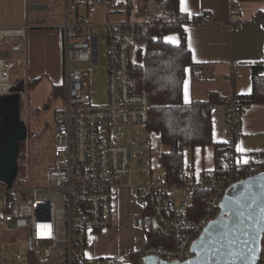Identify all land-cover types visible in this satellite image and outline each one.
Masks as SVG:
<instances>
[{
	"label": "built area",
	"instance_id": "obj_1",
	"mask_svg": "<svg viewBox=\"0 0 264 264\" xmlns=\"http://www.w3.org/2000/svg\"><path fill=\"white\" fill-rule=\"evenodd\" d=\"M64 35L67 77L64 109L56 119L54 162L39 185H0V229L9 224L24 230L39 264H126L117 258L88 260L84 244L91 233L109 228L114 218V193L129 187L143 205L137 224L148 221L153 241L136 253V264L150 257L184 262L195 257L193 245L207 225L223 210V201L233 186L263 171L259 161L243 164L237 159L236 140L248 105L234 98L225 105L228 137L220 155L217 174L195 170L183 173L182 183H170L164 167L154 172L152 137L149 129L151 101L146 90L136 92L132 68L140 63L146 46L138 40V23L110 22L109 11L128 9L130 0H64ZM100 6L108 31V103L94 108L88 93V72L72 63L98 65V36L90 16L81 10ZM231 23L240 9L232 3ZM186 23L208 22L209 14L190 17ZM28 26L1 28L0 49L24 44ZM18 67L0 56V97L8 96L22 80L12 81ZM195 75L203 76L198 70ZM23 95L21 104H23ZM214 105H211L212 110ZM29 111L21 109L28 124ZM161 164V163H160ZM205 195L204 210L194 207V195ZM144 216L145 218H142ZM20 261L21 253L15 257ZM264 262V235L261 244ZM260 262V263H261Z\"/></svg>",
	"mask_w": 264,
	"mask_h": 264
},
{
	"label": "crops",
	"instance_id": "obj_2",
	"mask_svg": "<svg viewBox=\"0 0 264 264\" xmlns=\"http://www.w3.org/2000/svg\"><path fill=\"white\" fill-rule=\"evenodd\" d=\"M232 3H235L240 9V17L236 24L231 23ZM187 8V12L181 11L180 4L181 14L190 17L209 14L212 19L208 22H189L184 25L188 47L197 67L196 70L203 76L201 79L193 72L187 74L184 84V102L189 105L194 101H205L212 93L221 96L220 104L214 105L211 113L214 141L222 145L228 137V128L225 122L226 103L234 98L252 94L255 71H259V76H264V72H262L264 67V0H187ZM60 26L57 33H45L46 27L43 23L28 26L31 31L22 44L26 46L28 52L25 53L19 47H14V51L21 52L20 55L18 54L20 58L17 62V68L24 71L22 81L28 80V83L37 79L42 81L45 79V75L50 73L53 75L55 71L52 68L49 69L51 64H53L52 67H58L59 64V67L66 68L64 35ZM45 34H47L46 38ZM168 37H175L178 43L180 42L178 33H170L166 40ZM47 38L52 45L50 48ZM50 61L52 63H49ZM57 85L62 86L60 83ZM186 92L187 102L185 100ZM155 135L156 133L153 134V137ZM240 147H243L246 153L242 154L238 151ZM235 152L240 163H242V157L245 155L257 152L264 153V103L248 105L245 110L241 119L240 135L235 144ZM215 167V147H197L192 149L191 164L188 165L185 161L184 172L188 173L190 170H195L203 174H213ZM126 195L134 197L131 188L121 187L115 191L113 224L104 229L105 231L101 230L87 236L85 256L88 260L117 258L128 264L131 262L133 253L136 254L148 245L147 233L143 227L137 224V219L142 215L144 208L138 201L137 204L140 208L137 209V213H134L132 222L134 228L142 233L143 244L133 249H131L132 247L122 248L112 252L118 253L113 255H107V253H102L94 248L95 242L107 239L109 236L117 237L120 230L118 225L122 220L124 221L126 212L121 206L117 211L121 210L122 213L117 212L116 217V203L119 205L120 200ZM127 219L131 221L128 215ZM93 240L94 243H91ZM130 249L131 252L129 253ZM125 260H129V262Z\"/></svg>",
	"mask_w": 264,
	"mask_h": 264
},
{
	"label": "rangeland",
	"instance_id": "obj_3",
	"mask_svg": "<svg viewBox=\"0 0 264 264\" xmlns=\"http://www.w3.org/2000/svg\"><path fill=\"white\" fill-rule=\"evenodd\" d=\"M133 7L119 12L109 11L108 20L110 22L118 21H133L138 24L145 23L152 18L154 13L153 0H130ZM87 13L95 25V33L98 36V65L91 63H72L73 69H81L88 72L89 89L88 93L91 96L92 105L94 108H103L108 103V31L103 26L104 24V9L100 6L88 7L81 10ZM64 22V0H0V27L9 28L15 26H32L36 23L45 24V33L59 31L58 27ZM26 34V38L30 32ZM47 34H45V38ZM48 47L50 44L47 38ZM21 51L28 52L25 45L19 46ZM20 51H14L11 45L2 46L0 56L6 57L14 62H18ZM19 54V55H18ZM49 63H52L50 61ZM48 63V65H49ZM49 65L55 73L53 75H45V79L35 88L28 87V80H25V95H23L24 107L29 111L28 127L29 136L26 145V176L22 179L23 182L30 185H39L44 176L47 175L52 163L54 162L53 150L55 145V127L57 115L64 109V98L59 95L53 97V86L63 84L66 80V68ZM52 71V72H53ZM24 71L15 69L12 73V81L23 79ZM55 74V76H54ZM60 81V82H59ZM22 104V107H23ZM49 104V108L45 109V105ZM153 148V168L155 173L161 170L160 159L165 151L161 143L160 137L156 134L152 139ZM185 161L188 165L191 164L192 149L184 150ZM247 159L250 164L264 160V153H252L242 157ZM248 163V164H249ZM244 164V163H243ZM188 167V166H187ZM21 181V182H22ZM137 199L126 195L120 200L119 205L116 203L117 209L121 206L125 209V219L119 223L117 237L109 236L107 239L95 242L94 248L107 255H113L120 249L128 247L136 248L143 244L142 233H139L134 228L132 222L134 213L140 208L137 204ZM120 212V213H119ZM118 213L121 214V210ZM128 217L131 219L129 221ZM115 217V212H114ZM142 218H145L142 216ZM148 221L144 223L143 230L148 229ZM105 231V230H103ZM94 243V240L91 241ZM30 240L24 230L16 229L12 224L0 229V264H29L30 255ZM129 250V253L131 252ZM21 253V260L18 262L15 258ZM136 255V254H135ZM125 256V255H120ZM128 261L129 260H125Z\"/></svg>",
	"mask_w": 264,
	"mask_h": 264
},
{
	"label": "trees",
	"instance_id": "obj_4",
	"mask_svg": "<svg viewBox=\"0 0 264 264\" xmlns=\"http://www.w3.org/2000/svg\"><path fill=\"white\" fill-rule=\"evenodd\" d=\"M154 13L145 23L138 24V40L146 46L144 56H140V63L132 68L134 90H146L150 96L151 111L149 129L160 136L165 151L161 155V165L167 172L170 183H182L185 170L186 148L195 149L214 146L216 149V167L214 174L220 172L222 164L220 155L222 145L215 143L213 138V120L211 105L221 102V96L212 93L205 101H194L189 105L184 102V84L187 74L196 72V65L188 47L185 23L181 21L180 0H153ZM133 7L130 1L129 10ZM170 33H178L180 42L169 43L166 40ZM195 70V71H194ZM264 72V67L262 68ZM264 74V73H263ZM41 79L28 83L29 88H35ZM61 95L66 98L63 86H53V97ZM247 105L264 103V76L255 71L253 92L250 95L238 97ZM49 108V104L45 105ZM22 109V104H21ZM19 155V172L15 183L21 182L26 176L25 153L26 145L22 143ZM264 173V161L260 162ZM257 174V175H259ZM2 185V184H0ZM205 195H194V207L202 213ZM148 244L153 241L151 231H145ZM84 244L83 255H85ZM85 259L86 256L84 257ZM103 259V258H99ZM29 264H39L30 249ZM136 264L135 253L131 262ZM260 264H264L261 262Z\"/></svg>",
	"mask_w": 264,
	"mask_h": 264
},
{
	"label": "water",
	"instance_id": "obj_5",
	"mask_svg": "<svg viewBox=\"0 0 264 264\" xmlns=\"http://www.w3.org/2000/svg\"><path fill=\"white\" fill-rule=\"evenodd\" d=\"M25 82L0 97V184L12 188L19 172L21 144L29 127L21 119ZM264 173L235 184L223 201L222 213L193 245L191 260L167 262L150 257L146 264H260L264 235Z\"/></svg>",
	"mask_w": 264,
	"mask_h": 264
},
{
	"label": "snow or ice",
	"instance_id": "obj_6",
	"mask_svg": "<svg viewBox=\"0 0 264 264\" xmlns=\"http://www.w3.org/2000/svg\"><path fill=\"white\" fill-rule=\"evenodd\" d=\"M180 4H181V11L187 12L188 11L187 0H180ZM167 40L169 43H172V44L178 43L175 37H168ZM185 100L187 102V92L185 94ZM238 151H240L242 154L246 153V150L243 147L238 148ZM242 163L247 164L249 163V161L245 158L242 160ZM261 217H262V220H264V207L261 208Z\"/></svg>",
	"mask_w": 264,
	"mask_h": 264
},
{
	"label": "bare ground",
	"instance_id": "obj_7",
	"mask_svg": "<svg viewBox=\"0 0 264 264\" xmlns=\"http://www.w3.org/2000/svg\"><path fill=\"white\" fill-rule=\"evenodd\" d=\"M147 246V245H146Z\"/></svg>",
	"mask_w": 264,
	"mask_h": 264
},
{
	"label": "flooded vegetation",
	"instance_id": "obj_8",
	"mask_svg": "<svg viewBox=\"0 0 264 264\" xmlns=\"http://www.w3.org/2000/svg\"><path fill=\"white\" fill-rule=\"evenodd\" d=\"M22 145V144H21Z\"/></svg>",
	"mask_w": 264,
	"mask_h": 264
}]
</instances>
